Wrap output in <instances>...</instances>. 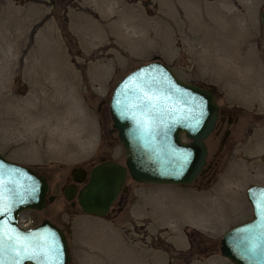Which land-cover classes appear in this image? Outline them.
I'll use <instances>...</instances> for the list:
<instances>
[{"label":"rangeland","instance_id":"obj_1","mask_svg":"<svg viewBox=\"0 0 264 264\" xmlns=\"http://www.w3.org/2000/svg\"><path fill=\"white\" fill-rule=\"evenodd\" d=\"M263 4L0 0V152L44 174L52 199L19 217L60 227L67 264H232L219 236L250 217L246 186L264 184ZM153 58L181 79L213 84L231 122L217 121L204 138L206 162L190 183L127 176L112 211L83 213L62 187L75 166L123 162L108 97L118 78Z\"/></svg>","mask_w":264,"mask_h":264},{"label":"water","instance_id":"obj_2","mask_svg":"<svg viewBox=\"0 0 264 264\" xmlns=\"http://www.w3.org/2000/svg\"><path fill=\"white\" fill-rule=\"evenodd\" d=\"M259 19L264 59V4ZM107 109L111 129L124 151L123 162L106 158L88 171L74 167L72 180L84 182L78 189L75 184L64 186L63 196L71 205L76 203L87 214L104 215L113 210L111 203L117 193L126 190V176L136 182L186 185L202 172L207 153L204 138L218 113L210 89L181 79L166 63L153 58L115 81ZM226 134L227 130L221 143ZM46 190L44 174L0 152V200L16 205L0 218V260L4 264H38V258L45 256L52 257L45 264H67L70 256L60 227L47 218L29 228L16 224L20 211L42 208L52 199L51 194L45 195ZM260 190L264 184L245 188L250 217L231 225L219 237V253L232 264H264V192ZM53 247L55 251H50Z\"/></svg>","mask_w":264,"mask_h":264},{"label":"flooded vegetation","instance_id":"obj_3","mask_svg":"<svg viewBox=\"0 0 264 264\" xmlns=\"http://www.w3.org/2000/svg\"><path fill=\"white\" fill-rule=\"evenodd\" d=\"M203 86H205V87H207V88H209L210 90H212L213 91V93H214V95H215V98L217 99V93H216V91H215V89H214V87H213V84H207V85H203ZM263 116V118H264V115H262ZM229 119V122H227V120ZM231 115L230 114H228V113H221V110H220V108H219V106H218V113H217V119H216V121H215V124H216V122L218 121V122H222V121H224L225 122V124H229L230 122H231ZM215 124H214V126H215ZM225 127H226V125H225ZM223 128V131H222V134L224 133V131L225 130H227V128ZM214 128V127H213ZM102 160V159H101ZM85 168V167H84ZM86 169V171L88 170V168H85ZM70 180H69V182L68 183H66L65 185H68V184H75V186H76V189H78L82 184H83V182L84 181H81V182H79V183H75L73 180H72V178H71V173H70V178H69ZM64 185V186H65ZM64 186L62 187V193H63V188H64ZM75 198V196H73V199ZM69 201V204H70V200H68ZM75 204V203H74ZM73 204V205H74Z\"/></svg>","mask_w":264,"mask_h":264},{"label":"snow or ice","instance_id":"obj_4","mask_svg":"<svg viewBox=\"0 0 264 264\" xmlns=\"http://www.w3.org/2000/svg\"><path fill=\"white\" fill-rule=\"evenodd\" d=\"M198 123V121H197ZM261 192H264V190H260ZM255 202V200H254ZM16 205L15 204H5L2 200H0V218H4L5 214L7 213H11L12 211H14ZM48 251V250H46ZM50 251H55V248H51ZM29 259H31V257H28ZM52 257L51 256H45L43 259H39L38 258V264H45V262L47 261H51ZM0 264H4V262L2 260H0ZM19 264V262H18Z\"/></svg>","mask_w":264,"mask_h":264},{"label":"built area","instance_id":"obj_5","mask_svg":"<svg viewBox=\"0 0 264 264\" xmlns=\"http://www.w3.org/2000/svg\"><path fill=\"white\" fill-rule=\"evenodd\" d=\"M25 221H22L21 219H19V223L23 226H26L27 225V222H26V219H23Z\"/></svg>","mask_w":264,"mask_h":264},{"label":"bare ground","instance_id":"obj_6","mask_svg":"<svg viewBox=\"0 0 264 264\" xmlns=\"http://www.w3.org/2000/svg\"><path fill=\"white\" fill-rule=\"evenodd\" d=\"M222 15L224 16V14H222ZM59 50H60V49H57V52H56L57 55L60 54V51H59ZM56 60H61V58H56ZM223 192H224V191H223ZM214 198H215V197H214ZM211 202H212V201H211ZM215 205H216V204H215ZM215 208H216V207H215Z\"/></svg>","mask_w":264,"mask_h":264},{"label":"trees","instance_id":"obj_7","mask_svg":"<svg viewBox=\"0 0 264 264\" xmlns=\"http://www.w3.org/2000/svg\"><path fill=\"white\" fill-rule=\"evenodd\" d=\"M190 236V232H188V237Z\"/></svg>","mask_w":264,"mask_h":264}]
</instances>
